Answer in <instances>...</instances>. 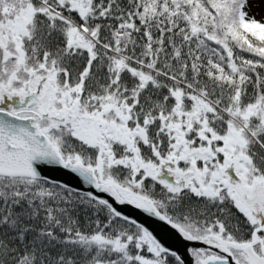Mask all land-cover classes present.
<instances>
[{
    "label": "snow or ice",
    "instance_id": "snow-or-ice-1",
    "mask_svg": "<svg viewBox=\"0 0 264 264\" xmlns=\"http://www.w3.org/2000/svg\"><path fill=\"white\" fill-rule=\"evenodd\" d=\"M0 264H264V0H0Z\"/></svg>",
    "mask_w": 264,
    "mask_h": 264
}]
</instances>
